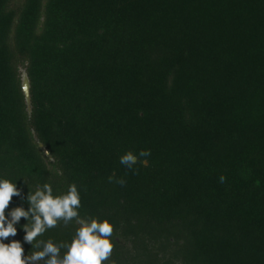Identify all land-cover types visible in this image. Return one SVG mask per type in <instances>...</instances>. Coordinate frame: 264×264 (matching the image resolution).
Segmentation results:
<instances>
[{"label":"trees","instance_id":"trees-1","mask_svg":"<svg viewBox=\"0 0 264 264\" xmlns=\"http://www.w3.org/2000/svg\"><path fill=\"white\" fill-rule=\"evenodd\" d=\"M4 178L6 216L75 184L80 216L114 226L105 264H264V0H0ZM26 223L3 241L25 257Z\"/></svg>","mask_w":264,"mask_h":264},{"label":"clouds","instance_id":"clouds-1","mask_svg":"<svg viewBox=\"0 0 264 264\" xmlns=\"http://www.w3.org/2000/svg\"><path fill=\"white\" fill-rule=\"evenodd\" d=\"M149 150H141L138 155L128 151L120 157V164L126 166L129 171H138L134 168L139 158H144L141 163H147L150 156ZM58 174H61L58 172ZM220 182L225 181L221 176ZM109 183L121 186L126 184L123 178L114 175L108 177ZM21 193L16 184L9 179H0V264H105L111 258L114 250L112 236L114 226L108 219L102 221L98 218L81 217L80 194L75 184L68 187L66 193L54 195L51 184L45 183L37 186L34 192H29L27 202L30 207H16L6 216L11 200ZM10 217V219H9ZM24 218L28 221L23 225L25 231L24 241L31 244V255L24 256V249L19 241L11 243L3 241L17 234L15 225ZM75 221L78 225L70 243H54L38 240L48 229L55 228L60 222L68 226ZM65 251L61 254V250Z\"/></svg>","mask_w":264,"mask_h":264},{"label":"water","instance_id":"water-1","mask_svg":"<svg viewBox=\"0 0 264 264\" xmlns=\"http://www.w3.org/2000/svg\"><path fill=\"white\" fill-rule=\"evenodd\" d=\"M23 83H22V86H23V92H24V95H25V98H26V102H27V106H28V111L29 113L31 112L32 110V103H31V92H30V80H29V77L27 76L26 73L23 74ZM41 148L43 149V151L47 154V155H50L49 154V151L46 149V147L43 145V144H40Z\"/></svg>","mask_w":264,"mask_h":264}]
</instances>
